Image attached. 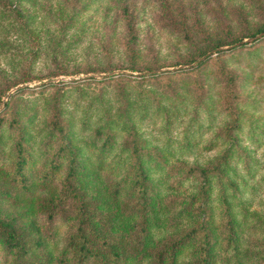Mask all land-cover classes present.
<instances>
[{"label": "rangeland", "instance_id": "1", "mask_svg": "<svg viewBox=\"0 0 264 264\" xmlns=\"http://www.w3.org/2000/svg\"><path fill=\"white\" fill-rule=\"evenodd\" d=\"M263 27L264 0H0V220L29 242L16 253L0 238V264H71L78 202L39 204L70 157L77 187L128 229L127 264H154L152 251L202 215L212 264L264 263V37L233 46ZM131 165L152 186L142 241ZM204 166L220 171L205 198L187 172ZM192 259L184 250L174 264Z\"/></svg>", "mask_w": 264, "mask_h": 264}, {"label": "trees", "instance_id": "2", "mask_svg": "<svg viewBox=\"0 0 264 264\" xmlns=\"http://www.w3.org/2000/svg\"><path fill=\"white\" fill-rule=\"evenodd\" d=\"M2 9L5 10V6ZM122 11H127L126 5H124ZM126 24L130 30L135 25L131 19H126ZM263 31L264 27L259 30V33ZM222 45L214 43L212 46L215 50L214 52H220L222 49L219 47ZM233 46L236 45L234 44ZM206 57L203 55L202 59L193 61L191 65L193 66L197 62L193 67H199L206 63ZM236 127V125H227L223 128V132L228 134ZM16 148L19 153L21 150L19 140L17 141ZM25 164L26 161L23 158H19L14 162V172L18 176V182L21 183V187L25 186L26 177L23 174ZM78 166L75 159L70 157L68 159L64 184L60 189L55 191L49 200L45 199V203L41 200L39 204L42 205L45 211L51 213L55 208L53 207L55 202L67 199L78 202L74 228L64 240V248L69 254L68 258L71 264H127L125 260L127 258L126 246L130 238L126 235L128 229L120 227L116 223L115 217H109L108 212H103L101 209L102 205L100 206L98 201L88 197L77 187L75 181ZM146 172L140 168V165H131L130 170L127 171L132 179L131 191L133 202L131 203V208L140 221V227L137 230L138 237H135L139 240H141L140 236L144 240L145 236L143 233H147V212L152 205V186L149 184V176ZM187 172L198 176L200 196L205 198L206 187L210 177L219 175L220 171L217 168L211 169L204 166L189 168ZM202 218V222H197L190 228L180 229L176 235L165 239L160 248L153 250L154 264H174L184 250L192 251L193 264H212L214 241L210 230L204 224V215H202ZM21 229L19 227L18 229L16 228L14 220H0V238L5 246L11 248L16 253H23L27 243H29L23 241L19 236ZM220 229L219 233H225L229 238L231 233H234L233 221L227 218ZM132 243L133 245H137L138 248L142 245V243L137 241H132ZM15 264L44 263L16 261Z\"/></svg>", "mask_w": 264, "mask_h": 264}, {"label": "water", "instance_id": "3", "mask_svg": "<svg viewBox=\"0 0 264 264\" xmlns=\"http://www.w3.org/2000/svg\"><path fill=\"white\" fill-rule=\"evenodd\" d=\"M263 35H264V31L259 33V34H257V35H255V36H253V37H249L247 39L241 40V41L235 43V45L242 44V43H251L252 41L262 37Z\"/></svg>", "mask_w": 264, "mask_h": 264}]
</instances>
